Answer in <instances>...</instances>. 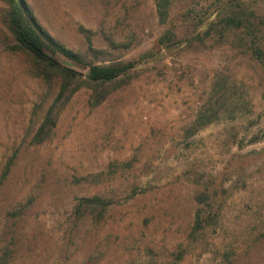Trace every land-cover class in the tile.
<instances>
[{"label": "rangeland", "instance_id": "1", "mask_svg": "<svg viewBox=\"0 0 264 264\" xmlns=\"http://www.w3.org/2000/svg\"><path fill=\"white\" fill-rule=\"evenodd\" d=\"M28 1L87 62L134 67L35 143L56 89L11 50L0 0V264H264V55L199 35L219 1L172 0L167 23L156 0ZM95 195L105 211L78 209Z\"/></svg>", "mask_w": 264, "mask_h": 264}, {"label": "trees", "instance_id": "2", "mask_svg": "<svg viewBox=\"0 0 264 264\" xmlns=\"http://www.w3.org/2000/svg\"><path fill=\"white\" fill-rule=\"evenodd\" d=\"M220 5L208 11L197 13L196 25L201 28L199 35L212 37L217 33L224 39L236 34L235 43L252 50L257 59L263 61L264 50V14L254 7L258 0H218ZM7 9L4 22L13 42L9 45L11 50L24 53L32 60L33 73L42 78L49 89L55 90V97L47 107L43 121L33 136V142L43 143L53 134L57 126L61 110L68 104L72 96L82 87L92 88V106L102 103L110 90H104V85L113 83L116 77L134 63H93L87 62L81 53L69 48L49 32L39 21L35 11L28 0H5ZM172 0H156L157 13L161 23H167L170 17ZM193 10V8H192ZM196 16V17H197ZM202 19L201 17H204ZM201 18V19H200ZM175 38L173 29H166L158 38L161 46L167 47ZM205 39V38H204ZM90 45H91V41ZM233 42V40L231 41ZM62 57L65 61H62ZM71 63H86L89 67L87 73H80ZM209 119L207 122H210ZM203 123L202 125H204ZM12 162L6 167L9 172ZM205 198L199 195L198 201ZM111 201L102 197H82L78 209L85 205L98 212L106 210ZM200 212L197 214L196 226H202ZM197 230V228H196Z\"/></svg>", "mask_w": 264, "mask_h": 264}]
</instances>
